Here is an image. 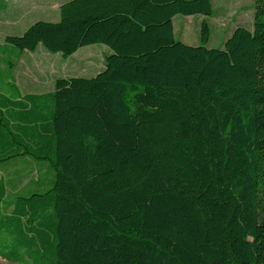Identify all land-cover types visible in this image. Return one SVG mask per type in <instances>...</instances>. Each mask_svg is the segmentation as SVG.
<instances>
[{
    "label": "trees",
    "instance_id": "16d2710c",
    "mask_svg": "<svg viewBox=\"0 0 264 264\" xmlns=\"http://www.w3.org/2000/svg\"><path fill=\"white\" fill-rule=\"evenodd\" d=\"M212 15L211 0H69L57 22L5 39L18 53L109 54L45 94L0 71V166L54 174L9 202L0 178L2 259L264 264V0L219 49ZM176 16L203 18L197 46L174 38Z\"/></svg>",
    "mask_w": 264,
    "mask_h": 264
},
{
    "label": "rangeland",
    "instance_id": "374dc122",
    "mask_svg": "<svg viewBox=\"0 0 264 264\" xmlns=\"http://www.w3.org/2000/svg\"><path fill=\"white\" fill-rule=\"evenodd\" d=\"M66 1L68 0H18L6 3L0 13V47L5 44V36L19 37L35 22H57L59 6ZM211 3L213 15L207 18L211 29L207 44L209 49L222 48L224 42L238 27L251 29L253 0H211ZM199 18V16L174 17L175 38L189 46H197ZM179 22L182 23V29L178 28ZM15 52L17 60H14V64L11 63L12 77L21 94L52 91L54 81L58 78L94 77L103 68L104 56L109 54V50L103 45L80 48L67 58L49 54L40 46L34 53L23 52L22 55H18L16 50ZM3 55L1 54L0 58ZM0 176L8 180L10 196L15 197L17 193L43 192L50 187L54 174L46 163H33L24 159L0 167ZM0 264L15 263L0 257Z\"/></svg>",
    "mask_w": 264,
    "mask_h": 264
},
{
    "label": "crops",
    "instance_id": "0c3cea01",
    "mask_svg": "<svg viewBox=\"0 0 264 264\" xmlns=\"http://www.w3.org/2000/svg\"><path fill=\"white\" fill-rule=\"evenodd\" d=\"M12 1H18V0H3L1 3H0V13H2V11L4 10V6H6V3H8V2H12ZM69 1V0H68ZM67 2V1H66ZM65 3V2H64ZM63 4V3H62ZM61 4V5H62ZM60 5V6H61ZM59 6V7H60ZM58 19H59V14H58ZM203 18H199V22H201V20H202ZM173 20H174V18H173ZM173 20H172V25H173ZM182 23L181 22H179L178 23V28H181L182 29ZM25 32V31H24ZM182 31H180V33H181ZM179 33V34H180ZM173 35H174V38H175V34H174V25H173ZM7 37H16V36H5L4 37V40L7 38ZM176 39V38H175ZM176 40H178V41H180L178 38L176 39ZM5 42V41H4ZM180 42H182V41H180ZM183 43V42H182ZM183 44H185V43H183ZM187 45V44H186ZM0 56H1V54H4L3 56H2V58H0V71L1 72H11L13 69H11V71H9L10 69L8 68V66H7V64L8 63H15L14 62V60H17L16 59V52H15V49L13 48V47H11V46H9V45H7L6 43L4 44V46H1L0 47ZM25 52V51H24ZM34 53V52H33ZM23 54V52L22 53H18V55H22ZM11 74H12V72H11ZM13 75V74H12ZM19 91H20V89H19ZM53 91V90H52ZM52 91H49V92H45V93H50V92H52ZM45 93H22V95H25V94H45ZM22 160H24V159H22ZM20 161V160H19ZM18 161H16V162H14V163H10V164H7V165H12V164H15V163H17ZM7 165H3V166H7ZM0 167H2V166H0ZM0 178H2L4 181H6V183H8V180H5L2 176H0ZM12 198H14V196L13 197H11L10 196V193H9V183H8V191H7V196H6V198H5V202H9V201H11L12 200ZM1 207H0V215H1Z\"/></svg>",
    "mask_w": 264,
    "mask_h": 264
}]
</instances>
